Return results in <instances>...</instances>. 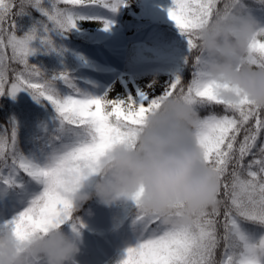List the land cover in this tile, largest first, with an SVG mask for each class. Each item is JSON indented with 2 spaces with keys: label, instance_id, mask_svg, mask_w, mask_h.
Segmentation results:
<instances>
[{
  "label": "snow or ice",
  "instance_id": "6c2138e0",
  "mask_svg": "<svg viewBox=\"0 0 264 264\" xmlns=\"http://www.w3.org/2000/svg\"><path fill=\"white\" fill-rule=\"evenodd\" d=\"M127 6V0H0V100L15 102L27 94L42 113L29 126L12 112L0 125V181L11 186L25 174L45 186L30 206L0 224V231L24 240L71 222L78 233L83 224L74 216L73 194L98 174L109 149H134L150 112L180 95L200 115L193 134L204 162L218 175L215 206L190 223H170L164 215L146 214L139 196L133 197L141 236L122 264H264V108L247 100L238 105L223 100L201 68L198 51L199 33L218 15L245 11L243 0H172L167 15L186 42L189 77L177 75L159 92L150 83V90L136 95L98 96L81 91L67 73L48 77L30 62L37 51L33 41L50 45L53 30L69 32L82 21L108 32L112 21L104 12ZM33 12L43 18L41 28L18 35L17 18ZM246 59L264 67V34L252 42ZM22 129L30 145L27 155L21 149ZM170 216L177 220L183 212L178 206Z\"/></svg>",
  "mask_w": 264,
  "mask_h": 264
},
{
  "label": "clouds",
  "instance_id": "9594fccd",
  "mask_svg": "<svg viewBox=\"0 0 264 264\" xmlns=\"http://www.w3.org/2000/svg\"><path fill=\"white\" fill-rule=\"evenodd\" d=\"M264 25L243 9L216 16L200 33L201 68L216 84L217 94L234 105L250 101L264 108V67L246 59ZM200 125L197 109L182 96L161 102L147 117L134 149L117 145L98 165V174L72 198L76 206L98 198L111 205L139 196L146 214H161L170 223H190L204 209L215 206L218 175L204 162L193 131ZM183 212L173 220L171 213ZM83 241L60 228L35 232L20 240L0 231V264H75Z\"/></svg>",
  "mask_w": 264,
  "mask_h": 264
},
{
  "label": "rangeland",
  "instance_id": "374dc122",
  "mask_svg": "<svg viewBox=\"0 0 264 264\" xmlns=\"http://www.w3.org/2000/svg\"><path fill=\"white\" fill-rule=\"evenodd\" d=\"M156 1V3H155ZM249 5L245 8L247 14L252 15L264 25V0H243ZM172 0H127V7H121L118 12L105 11L104 15L112 21V28L108 31L115 36H104V45L87 46L81 44L69 32L53 30L50 33L52 44H44L41 39L33 41L32 47L37 51L30 57V62L41 70L67 73L72 83L83 92L94 95H104L106 92L112 97L136 95L138 91L150 90L148 85L154 83L156 91L160 86L173 80L180 69L178 59L182 56V48L177 41H164L157 26L158 14L167 15V9ZM87 13V9L83 10ZM43 18L37 16L18 17L17 25L23 34L31 28H41ZM89 27L103 31L98 23L82 21ZM43 35V33H40ZM142 46L155 58L141 57L136 50ZM82 53L86 64L78 63V54ZM145 80L148 85L144 83ZM64 87L62 81H58ZM10 110L16 113L21 121L30 126L41 110L37 108L27 94H21L17 101L10 100ZM22 129L21 133L25 132ZM30 150V149H29ZM15 184L9 186L0 181V214L8 215V211L16 204L29 205L33 199L44 190V184L33 181L25 174L15 178ZM90 183V181L85 184ZM132 200H119L111 205H105L97 198L96 203L83 215V227H78V233L72 230L71 222L65 223L62 229L69 235H79L87 246L92 247V253H86L81 248L75 257V264H89L93 261L83 258L103 257L100 263L109 261L111 264L126 258L127 249L140 242L141 226L130 214L135 207ZM77 209V206L76 208ZM42 264V261H36Z\"/></svg>",
  "mask_w": 264,
  "mask_h": 264
},
{
  "label": "trees",
  "instance_id": "16d2710c",
  "mask_svg": "<svg viewBox=\"0 0 264 264\" xmlns=\"http://www.w3.org/2000/svg\"><path fill=\"white\" fill-rule=\"evenodd\" d=\"M244 3V2H243ZM245 6H247L246 3H244ZM38 13L36 12H33L31 15H26V16H23V17H29V16H37ZM21 17V18H23ZM159 27H160V33L164 39V41L166 42H170L172 40H176L178 41V45L183 48V54H182V57L178 60V65L180 67V70L181 72L178 74L180 76H183L185 77L186 79L189 77V69L188 67L184 64V56L186 55V42L180 37L178 31L175 29L174 25L172 24V22L160 15V18H159ZM86 25L83 26L82 22L78 25V27L76 29H73L71 30V33L74 34L75 36H77L78 40L79 41H86L88 40L87 42L89 44H92V43H95L96 40H99V37L101 36H96V33H95V30L90 32L89 30L86 29ZM18 35H23L21 32L18 31ZM90 36L89 39H86L85 36ZM96 38V39H94ZM141 51H143V53H146L147 51L145 49H142L140 48ZM148 57H154L155 55H153L152 53L150 54H147ZM45 73L46 76H53L52 72H48V71H43ZM0 104L4 105L3 109L0 110V125L2 124H5L6 122V113H5V107H6V104H7V100H0ZM217 111H219V109H217ZM22 149V147H21ZM24 151V153L26 154V151H25V148L22 149ZM94 200L91 199L89 200L88 202L84 203L83 205H85L83 207V210L79 213L77 212V214L75 216H79L82 212H84L88 207L89 205L91 204V202ZM132 214L136 215L138 214V210H137V207L133 208L132 209Z\"/></svg>",
  "mask_w": 264,
  "mask_h": 264
},
{
  "label": "bare ground",
  "instance_id": "6f19581e",
  "mask_svg": "<svg viewBox=\"0 0 264 264\" xmlns=\"http://www.w3.org/2000/svg\"><path fill=\"white\" fill-rule=\"evenodd\" d=\"M145 84L148 85V82H146L145 80H143ZM33 181L35 182L36 180L33 178ZM29 205H22L21 203L18 202V204H16L15 207H12V209L10 211H8V215L5 216V214L1 213L0 214V224H3L5 221H8V220H11L14 216H16L17 214H19L20 212H22L25 208H27ZM83 243L81 245V248L85 249L86 253H92L93 252V249L92 247L90 246H87L83 240V238H81ZM103 259L99 257V259L97 258H83V259H80L81 260V263L83 260H91L93 261L92 263H89V264H111L109 261H111V259H109V261H106L105 263H100V261ZM114 264H119L118 261H116V263Z\"/></svg>",
  "mask_w": 264,
  "mask_h": 264
}]
</instances>
